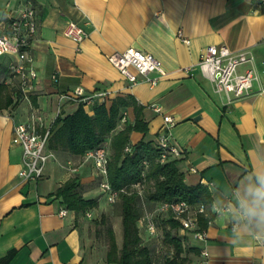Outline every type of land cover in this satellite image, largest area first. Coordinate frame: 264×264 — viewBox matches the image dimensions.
<instances>
[{
	"label": "crops",
	"instance_id": "obj_1",
	"mask_svg": "<svg viewBox=\"0 0 264 264\" xmlns=\"http://www.w3.org/2000/svg\"><path fill=\"white\" fill-rule=\"evenodd\" d=\"M24 0H0V29ZM37 13V34L31 43L29 67L38 74L29 99L15 103L20 75L11 71L16 57H0V84L13 104L0 111V261L9 252V264H109L107 247L99 242L90 223V212L65 209L56 191L75 179L81 196L95 197L99 188L92 160L85 155L51 150L44 176L25 182L18 173L22 148L14 145L13 126L37 111L51 128L58 116L74 114L81 104L89 115L96 103L63 98L82 88L86 96L109 92L105 104L132 97L122 107L113 132L134 125L139 116L147 136L130 133V146L143 138L158 143L170 116L172 141L183 149L178 168L190 187L203 186L215 207L235 209L213 218L207 240L173 229L181 238L189 264H264V224L247 214L252 205L249 189L264 176V7L256 0H32ZM83 26L89 37L81 44L65 36L69 22ZM178 31L189 40L185 43ZM224 45L232 52L248 51L260 81L252 92L228 104L197 67L208 46ZM136 48L152 54L164 75L156 85L130 86L108 61L116 51ZM252 68L246 64L244 72ZM155 76V74H152ZM153 105L161 109L156 112ZM105 142L110 144L111 139ZM75 169V172L70 171ZM100 189V188H99ZM101 191V190H100ZM107 201V200H106ZM239 222L237 228L234 223ZM139 225L143 226L139 221ZM169 229V225H168ZM146 237H148L146 235ZM207 253L205 255L204 253Z\"/></svg>",
	"mask_w": 264,
	"mask_h": 264
},
{
	"label": "built area",
	"instance_id": "obj_2",
	"mask_svg": "<svg viewBox=\"0 0 264 264\" xmlns=\"http://www.w3.org/2000/svg\"><path fill=\"white\" fill-rule=\"evenodd\" d=\"M32 0H24L23 4L15 12L10 13L7 22L0 29V57L11 55L16 57L15 63L10 66L12 72L20 75L18 86L24 99H29L35 90L34 80L38 74L34 68L28 66L31 62L29 50L37 34V13ZM259 6L264 7V0H256ZM65 36L77 44H81L89 37L88 31L78 23H68L64 32ZM178 37L185 43L189 40L184 38L181 31ZM109 63L125 77L132 87L141 82V79L154 86L158 83L159 77L164 75L161 63L152 54L145 51L128 48L124 51H116L108 56ZM251 64L252 68L240 72L239 68ZM254 58L248 51L232 52L224 45L208 46L197 64L202 75L213 85L214 91L225 96L228 104L242 99L252 92L254 82H259L258 71L253 66ZM155 74V76H152ZM264 92V87L260 90ZM109 92H100L90 96L84 94L82 88H77L71 95H63V98L77 99L83 103H91L94 100L105 102ZM156 112L161 109L153 105ZM124 119V117H123ZM122 119V120H123ZM165 126L163 133L158 139V148L161 151V162L168 158H179L183 149L172 141L170 130L174 120L170 116L164 117ZM51 137L50 128L45 126L43 117L34 111L25 122L15 123L13 126L14 145L22 148V167L18 176L25 182H38L44 176L45 169L51 153L49 151V140ZM125 151L131 153L130 146ZM110 144L104 142L100 147L87 152L86 159L92 160L97 176L98 187L106 197L107 202L115 203L121 194L127 193L126 189H114L108 181V167L111 159ZM75 172V169H70ZM136 194L143 198V185L137 183L133 186ZM144 208L147 206L144 203ZM235 209L240 215H244L241 207L234 204L223 206L206 205L204 203L192 206L183 200L164 201L155 204L152 210L146 212L140 218L145 226L146 232L151 237L159 235L156 220L158 217L169 215L180 224L182 231L192 233V236L200 241L207 240V229L212 224L213 217L222 213H230ZM67 210L62 209L60 215L65 216ZM200 217L207 219V226L202 227ZM239 222L234 223L237 228ZM264 246V240H259ZM207 255V253H204Z\"/></svg>",
	"mask_w": 264,
	"mask_h": 264
},
{
	"label": "trees",
	"instance_id": "obj_3",
	"mask_svg": "<svg viewBox=\"0 0 264 264\" xmlns=\"http://www.w3.org/2000/svg\"><path fill=\"white\" fill-rule=\"evenodd\" d=\"M0 84V111L13 104L11 95ZM15 103L22 100L23 95L19 88L14 89ZM135 103L132 97L117 98L108 107L104 102L96 103L94 114L89 115L83 104L78 110L67 117L58 116L50 126L51 137L49 149L67 151L73 155H85L87 152L100 147L108 138L111 139V159L108 167V181L114 189H126L127 193L120 196L122 213V245L118 246L113 228L107 230L109 246L106 261L109 264H189L183 256L185 248L180 237L173 232L180 224L169 215L163 216L168 221L169 232L164 239L160 234L157 237L143 236L139 225L142 217V206L153 207L164 201L183 200L195 206L200 203L212 204L211 194L206 187H190L185 183L184 174L178 168V160L168 158L161 162V151L158 143L146 141L144 138L135 146H130V133L142 132L147 136V124L140 114L132 126L114 134L119 120H122L120 111ZM130 146L131 153L125 151ZM147 182L153 187L144 191ZM137 183L143 185V198L136 194L133 188ZM75 179L67 181L56 191V197L65 205V210L75 213H85L97 206L95 199H85L81 196ZM161 218V217H160ZM203 228L207 226V219L200 217ZM146 231V229H145ZM168 245V252L159 261L161 249ZM15 251L9 252L0 264H9Z\"/></svg>",
	"mask_w": 264,
	"mask_h": 264
},
{
	"label": "rangeland",
	"instance_id": "obj_4",
	"mask_svg": "<svg viewBox=\"0 0 264 264\" xmlns=\"http://www.w3.org/2000/svg\"><path fill=\"white\" fill-rule=\"evenodd\" d=\"M98 184V183H97ZM153 184L152 182H147L144 186V191L152 189ZM95 197H98L100 199V205L98 202V199H95L98 203L97 206L93 209H89L88 212H90L92 215L90 216V223L95 231L94 235L96 239L99 242H104V245L107 247L109 246V238L107 234V230L109 228H113L116 240L118 243V246L121 247L122 245V213H121V206H120V199L116 201L115 203H109L106 201V197L102 194L99 188L95 189L94 193ZM152 210V207L144 208V205L142 206V216H145L146 212H149ZM158 231L161 236V238L164 239L165 234L169 232L168 229V221L166 219H163V217H158L156 220ZM145 226L143 225V229L141 230V233L143 236L146 237L147 233L145 231ZM165 244V242H164ZM168 252V245L165 244L163 249H161V254L159 256V261L163 259V257Z\"/></svg>",
	"mask_w": 264,
	"mask_h": 264
},
{
	"label": "clouds",
	"instance_id": "obj_5",
	"mask_svg": "<svg viewBox=\"0 0 264 264\" xmlns=\"http://www.w3.org/2000/svg\"><path fill=\"white\" fill-rule=\"evenodd\" d=\"M257 182V187L249 189L252 205L246 211L249 216H258L260 222L264 224V176L257 177Z\"/></svg>",
	"mask_w": 264,
	"mask_h": 264
}]
</instances>
